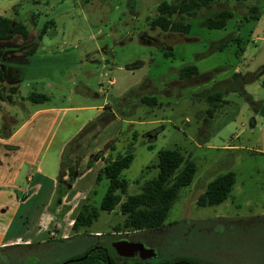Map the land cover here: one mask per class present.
I'll return each instance as SVG.
<instances>
[{
    "label": "rangeland",
    "instance_id": "374dc122",
    "mask_svg": "<svg viewBox=\"0 0 264 264\" xmlns=\"http://www.w3.org/2000/svg\"><path fill=\"white\" fill-rule=\"evenodd\" d=\"M160 1L0 0V12L14 22H24L29 29L27 38L16 34L0 40V66L7 76L16 73L11 66L19 70L21 94L45 89L51 91L50 103L81 105L94 100L106 103L107 111L115 110L119 115L104 126H97L87 140L81 141L77 155H73L77 173L86 175L66 194L70 197L90 186L89 190L77 193L69 204L59 202L56 206V184L43 215L44 206L39 200L32 203V198L13 218L10 233L29 236L33 241L0 245V264H56L91 245L109 247L117 238L143 242L154 250V255L147 258L138 252L130 256L114 253L118 262L143 258L155 263L192 256L203 264H254L264 259V220L250 224L243 232L237 224L231 227L222 223L220 217L226 215L216 212L222 205L196 203L209 179L233 170L235 183L223 201L230 204L224 207V212L232 215L247 206H259V212L264 206V85L260 78L241 82L236 73L256 72L264 64V0L257 2L259 19L244 16L249 13V5L256 3L253 0H216L201 6L197 16L187 17L191 22L187 33L162 30L150 24ZM224 6L233 9L228 24L207 27L206 18ZM50 19L53 22L43 34L37 54L30 57L37 34ZM234 33H239V42L230 39ZM224 39L227 42L222 48L213 46ZM239 45L246 47L243 59L235 52ZM167 50L172 54L165 55ZM188 62L195 63L200 73L180 79L177 72ZM104 73L115 81L107 86L108 76ZM9 90L7 86L0 90L2 98ZM216 90L222 92L223 100L205 122L207 94ZM142 93L155 94L160 104L149 106L141 102ZM26 113L21 97L13 105H0V131L13 128ZM83 114L87 113L75 108L68 111L59 133L65 130L62 128L65 124L75 127V115L78 120ZM97 145L101 147L102 163L106 151V157L128 151L134 155L130 166L121 170V176L127 180L122 200L139 192L143 181L156 175L157 167H146L157 162V151L162 147L179 148L185 160L196 162L197 171L191 183L179 189L160 226L117 230L113 226L125 218L119 203L112 210L100 208L108 180H95L97 164L90 171L86 161L80 164L83 154ZM91 156L95 159L93 153ZM85 195H89L99 216L74 233L70 220ZM64 205L69 206L61 214ZM50 231L56 238L49 237ZM62 232L70 237L61 238ZM43 238L47 240L39 241ZM241 238L243 244L238 243Z\"/></svg>",
    "mask_w": 264,
    "mask_h": 264
},
{
    "label": "trees",
    "instance_id": "16d2710c",
    "mask_svg": "<svg viewBox=\"0 0 264 264\" xmlns=\"http://www.w3.org/2000/svg\"><path fill=\"white\" fill-rule=\"evenodd\" d=\"M214 1L216 0H180L179 2L162 0L157 4V14L151 18L150 24L162 30L187 33L191 27V22L187 20V17L197 16L201 6H208ZM253 1H256V3H251L249 5V13L244 15L245 19L249 17L252 19H259L260 17L259 6L257 4L259 0ZM232 16L233 9L224 6L220 8L216 14L209 15L205 20V25L209 28L225 27ZM50 22H53V20L50 19L44 22L41 30L37 34L38 40L47 32V27L50 26ZM16 34H21L24 38L29 37V29L26 24L22 21L14 22L11 17L0 12V40H7ZM226 39L215 42L213 46L222 48L227 42L225 41ZM230 39L239 42V33H234L230 36ZM37 42L32 45L30 51L35 49ZM244 49V46L239 45L238 50L235 51L236 55L240 56ZM164 53L165 55H171L172 51L167 50ZM129 67L132 66L129 65ZM198 73H200L198 66L193 62L183 64L177 72L180 79L196 76ZM236 73L240 77L241 82L260 78L261 83L264 85V64L261 65L260 70L256 72L247 73L246 75H242L243 73L240 71ZM4 80L5 74L0 66V90L6 88V86L3 85ZM141 85H139L138 88ZM10 89L14 91L17 87L10 86ZM132 90L133 89L130 91ZM0 97H3L1 92ZM8 97L11 98L10 96ZM222 98V92L220 90L212 91L207 94L206 101L208 102V106L205 109V122H208L213 116L218 102H222ZM26 99L32 102H42L49 99V95L43 91H31L26 96ZM139 99L141 102L149 104V106L160 104L155 94L142 93ZM108 111L105 110L95 118L89 120L64 146L61 165L59 166L57 188L54 193V202L56 206L62 200L66 192L69 191L77 175L71 153L78 149L83 136L87 132L97 126H104L114 118V111ZM148 147L150 146L148 145ZM100 151L101 150L94 153L95 158L101 155ZM133 156V153L128 151L117 157H104V165L98 169L95 176L96 181H100L102 178L108 180L107 190L101 198L100 208L112 210L116 204L119 203L120 211L125 216L121 223L118 222L113 226L117 230L124 229L125 231H133L160 226L163 220H165L172 201L177 196L179 189L189 185L193 180L194 173L197 171L196 162L193 159L185 160V156L179 148L162 147L157 151V162L148 164L146 167V169L152 166L157 167L158 170L156 175L149 179H145L139 192L128 194L122 200L121 194L126 191L127 180L121 176V170L130 166ZM93 159L94 158L91 156L88 165L92 163ZM235 174V171L227 170L224 173H217L209 179L204 190L196 198L197 205L216 204L227 198L233 187ZM83 198L84 200L81 202L77 213L72 218L71 230L75 231L74 233H79L81 228L91 225L92 221L99 216V210L90 203L89 195H85ZM68 206L69 205H64L63 211L60 213L63 214L64 211L68 209ZM83 231H86V229ZM68 237L70 236L68 235ZM115 256L116 254L113 252L111 253L107 244H96L87 247L70 259L68 258L56 264H203L201 261L192 258V256H177L169 260L166 259L155 263L143 258H133L131 261L118 262Z\"/></svg>",
    "mask_w": 264,
    "mask_h": 264
},
{
    "label": "crops",
    "instance_id": "0c3cea01",
    "mask_svg": "<svg viewBox=\"0 0 264 264\" xmlns=\"http://www.w3.org/2000/svg\"><path fill=\"white\" fill-rule=\"evenodd\" d=\"M43 36L38 40L35 49L30 51L31 53H27L30 57H33L37 54L39 43L42 42ZM2 40L4 41V39ZM245 50L246 47L240 55V58L242 59L244 57L243 52ZM108 64L112 63L108 61ZM11 67L16 70V73L14 75L11 74V76H7L5 69H3L5 74L3 85L7 87L16 86L17 89L12 92L9 90L5 98L0 100V105L3 106L5 103L13 105L17 102L18 98L21 97L22 103L24 108L27 110V113L26 116H23L13 128L0 131V245L16 243L17 241H20L21 243H32L33 238L29 236L22 237L19 233L14 235L10 233L13 218L16 214L20 213L18 211H20V209H22L25 204L31 202L30 200L32 198V203L39 200L44 206L41 210L42 215L44 212H46L45 208L48 205V201L51 199L53 191H55L56 188L59 166L61 165L62 151L64 146L81 130V128L89 120L104 112L109 106L97 103L94 100L85 102L81 105L50 103V101H48L50 99L44 100L42 102H32L29 99H26V96L31 91L21 94L22 80L18 76L19 70L13 66ZM236 67V69H239L238 65ZM50 83L51 82H48L47 84L50 85ZM83 87H87V84H84ZM43 92L48 95L51 94V91H46L45 89H43ZM72 108H75L76 110H84V112L87 114H83L82 118L78 120L77 115H75V122H73L76 126H71V128H69L71 124H68L67 127V124H65L64 127H62L65 130L59 133V129L62 126L64 117H66L68 111H70ZM114 113L115 117H119L115 110ZM156 121L158 120H150L148 122L154 123ZM2 122L5 124V119L2 120ZM94 129L87 132L82 140H87L88 137L95 132ZM230 146L233 145L228 144V147ZM96 150H101V147L97 145L93 150L86 151L82 156L80 164L86 161L89 171L97 164V173L98 169L104 165V162L102 163L103 160L101 159V156L98 158L96 157L92 163L88 165L90 156L92 153L94 154V151L96 152ZM77 153L78 149L71 153V157L73 158V155H77ZM107 155V151L104 152L103 156L106 157ZM75 170L78 172L77 169ZM85 175L86 174H84V172H81L80 174L77 173L71 186V191L73 187L76 188L79 179L83 178ZM23 177H26V181L23 180ZM89 188L83 191L78 190L70 197L68 194H66L63 196L60 203L66 202L69 204L70 198H74L77 193L83 194L84 192L88 191ZM223 201L216 203L222 205L223 207L221 210L216 212H219L221 215H226L220 217L223 221L222 223H227L231 227L233 224H237L240 226L242 231L245 232V230H248L250 224H254V222H262V220H264V206L259 212H257V208L259 206H247L237 209L242 212H236L237 214L232 213V215H228L226 212H224V207L228 208L230 204H224ZM237 206H240V204ZM56 210L57 209L53 211ZM42 215H40V217ZM72 222L73 219L70 220V224H72ZM48 233L50 235L49 237H55L51 235L53 231ZM68 235L69 234L67 232H62L60 237H67ZM44 240L47 239L43 238L39 241ZM238 243L243 244L244 240L241 238ZM261 263H264V259L254 262V264ZM220 264L229 263L222 262Z\"/></svg>",
    "mask_w": 264,
    "mask_h": 264
},
{
    "label": "water",
    "instance_id": "95a60500",
    "mask_svg": "<svg viewBox=\"0 0 264 264\" xmlns=\"http://www.w3.org/2000/svg\"><path fill=\"white\" fill-rule=\"evenodd\" d=\"M113 253L121 256H130L139 253L143 258L154 255V250L151 247H146L143 242L130 241L128 239H115L109 244Z\"/></svg>",
    "mask_w": 264,
    "mask_h": 264
},
{
    "label": "built area",
    "instance_id": "2783aa9c",
    "mask_svg": "<svg viewBox=\"0 0 264 264\" xmlns=\"http://www.w3.org/2000/svg\"><path fill=\"white\" fill-rule=\"evenodd\" d=\"M104 75L105 76H108V78L106 79V84H107V86L108 85H110V84H112L115 80H114V78L111 76V77H109V75L107 74V73H104ZM103 84V82L101 81L100 82V86ZM101 89L104 91V89L102 88V86H101ZM106 104V103H105ZM104 104V105H105ZM108 104V103H107Z\"/></svg>",
    "mask_w": 264,
    "mask_h": 264
}]
</instances>
